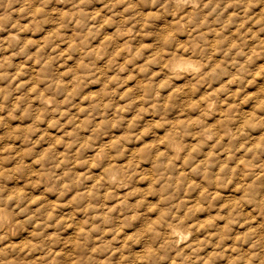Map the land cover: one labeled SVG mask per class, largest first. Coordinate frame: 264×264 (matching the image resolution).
I'll use <instances>...</instances> for the list:
<instances>
[{"label": "rangeland", "instance_id": "rangeland-1", "mask_svg": "<svg viewBox=\"0 0 264 264\" xmlns=\"http://www.w3.org/2000/svg\"><path fill=\"white\" fill-rule=\"evenodd\" d=\"M245 1L0 0V264H264Z\"/></svg>", "mask_w": 264, "mask_h": 264}, {"label": "bare ground", "instance_id": "bare-ground-1", "mask_svg": "<svg viewBox=\"0 0 264 264\" xmlns=\"http://www.w3.org/2000/svg\"><path fill=\"white\" fill-rule=\"evenodd\" d=\"M234 2V1H233ZM235 3H238V2H235ZM244 8H245V11L247 12V11H250V13L252 14V15H254L253 16V18H254V20H253V22H251L252 23V25L254 26L256 23H258L260 20H262V12H264V0H246L245 1V6H244ZM238 12V11H237ZM233 14V13H232ZM238 14V13H237ZM247 18V17H246ZM235 19V18H234ZM238 19V18H237ZM242 19V18H241ZM239 20V19H238ZM244 21H245V19H244ZM236 22V21H235ZM241 22H243V21H241ZM250 22V21H249ZM236 24H239V22H237ZM243 24V23H242ZM244 24H246V23H244ZM225 26V25H224ZM231 26V25H230ZM241 26V25H240ZM239 26V27H240ZM261 26V25H260ZM238 27V26H237ZM236 27V29H238ZM256 28V27H255ZM250 29H252V28H250ZM257 29V28H256ZM261 29H264V28H261ZM240 30V29H239ZM255 30V29H254ZM254 30H252V31H254ZM238 31V30H237ZM243 31H245V30H243ZM242 32V31H241ZM232 33V32H231ZM237 34V33H236ZM243 33H241L240 35H242ZM244 34H248V32L247 33H244ZM251 34V33H250ZM253 39H255V42H253L254 43V45H253V43H251L250 41H247L248 43H247V45H250L249 43H251L253 46V51L255 52V54H256V51H261V50H263V47H264V37H261V36H259L258 35V32L257 31H255V32H253L252 33V35H250ZM243 38V37H242ZM249 37H247L246 39H248ZM241 40H244V39H241ZM250 40V39H249ZM242 42V41H241ZM231 43V42H230ZM232 44V43H231ZM242 44V43H241ZM250 48H251V46H250ZM248 49V48H247ZM248 52H250L249 50H248ZM247 52V53H248ZM251 53V52H250ZM260 53V52H259ZM264 55V54H263ZM256 57V56H255ZM259 57V56H258ZM249 58V57H248ZM257 58V57H256ZM256 58H254V60H256ZM262 58L264 59V57L262 56ZM249 59H251V58H249ZM261 58H257V61L256 62H258L259 60H260ZM252 60H253V58H252ZM263 63V62H262ZM263 65V64H262ZM192 67L193 69H196V66L194 65V64H190V63H188V62H178V63H175L173 66H172V69L173 70H175L176 68H179V69H184V70H187L188 69V67ZM238 67V66H237ZM240 67H242V69L244 68V66H240ZM253 67V66H252ZM247 68H249V67H246L245 69H247ZM248 70V69H247ZM246 72V71H245ZM183 74V73H182ZM175 75V74H174ZM262 90H264V89H262ZM262 92V91H261ZM209 105H210V103H209ZM206 107H207V105H206ZM205 107V108H206ZM207 109V108H206ZM207 111V110H206ZM208 115H210V114H208ZM245 124V123H244ZM240 126V125H239ZM128 141V140H127ZM168 141V140H167ZM215 141V140H214ZM216 141H217V139H216ZM165 143V142H164ZM207 144H208V142H206ZM168 144V143H167ZM209 145V144H208ZM171 146H172V144H171ZM144 147V146H143ZM143 147H141V148H143ZM163 147V146H162ZM137 148V151H138V147H136ZM147 149H149V150H152L151 148H147ZM132 150V149H131ZM140 150V149H139ZM155 150V149H154ZM166 150V149H165ZM137 151H135V152H137ZM148 151V150H147ZM153 151V150H152ZM157 151H159V150H157ZM131 152H133V151H131ZM139 152V151H138ZM141 152H143V151H141ZM149 152V151H148ZM210 152V151H209ZM154 153V152H153ZM143 154V153H142ZM145 154V153H144ZM143 154V156H145ZM155 154H157V153H155ZM154 154V156L156 157V155ZM160 154V153H159ZM140 155H141V153H140ZM184 155V154H183ZM205 155V154H204ZM142 156V155H141ZM146 156H148L149 157V155L147 154ZM188 156V155H187ZM173 157H175V156H173ZM161 158V157H160ZM187 157H185V159H186ZM190 158V157H189ZM226 158V157H225ZM146 159H147V157H146ZM149 159H151L150 157H149ZM149 159H148V162H149ZM162 159V158H161ZM180 159H183V161L185 160L184 159V157L182 156V158H180ZM142 160H144V159H142ZM155 160V159H154ZM163 160V159H162ZM151 161V160H150ZM153 161V160H152ZM156 161V160H155ZM155 161H153L154 163H157V162H155ZM157 161H159V160H157ZM164 161V160H163ZM162 161V162H163ZM172 162V161H171ZM170 162V163H171ZM160 163V162H159ZM166 163V162H165ZM164 163V164H165ZM174 163V162H173ZM169 164V163H168ZM160 165H162V163H160ZM166 165H167V163H166ZM171 165V164H170ZM174 165H176V164H174ZM242 165H243V163H242ZM178 166V165H177ZM166 168H167V166H165ZM164 167V168H165ZM175 167V166H174ZM240 167V166H239ZM251 167V166H250ZM161 168V167H160ZM163 168V169H164ZM184 168V167H183ZM162 169V168H161ZM175 169H176V167H175ZM167 170H168V168H167ZM171 172V171H170ZM180 171H178V173H179ZM106 173V172H105ZM160 173V172H159ZM4 174V173H3ZM154 174V173H153ZM157 174V173H156ZM165 174H167V173H165ZM182 174V173H181ZM181 174H179V175H181ZM6 175V174H5ZM103 175V174H102ZM122 174H120V176H121ZM125 175H128V174H125ZM171 175V174H170ZM169 175V176H170ZM173 175V174H172ZM175 175L176 176H179V175H177L176 173H175ZM8 176V175H7ZM118 175H116V173H111V172H108L107 173V179L108 180H114L116 177H117ZM129 176H131V175H129ZM103 177H105L104 175H103ZM150 177V176H149ZM154 177V176H153ZM164 177V176H163ZM162 177V178H163ZM151 178V177H150ZM156 178H158V177H156ZM159 178H161V176L159 175ZM158 178V179H159ZM166 178V177H165ZM168 178V177H167ZM165 179V180H168V179ZM78 179V178H77ZM119 179V178H118ZM120 179L122 180L123 179V176H121L120 177ZM154 180H155V177L153 178ZM158 179H156L155 181H157ZM164 179V178H163ZM101 180H102V178H101ZM103 180H105V178H103ZM126 180H128V179H126ZM130 180V179H129ZM132 180H134V178H132L130 181H129V183L132 181ZM138 180V179H137ZM150 180V179H149ZM105 181H107V180H105ZM105 181H104V184H107V183H105ZM152 181V180H151ZM178 181H180V180H178ZM184 181V180H183ZM93 182V181H92ZM125 182V181H124ZM167 182H169V181H167ZM100 183H102V182H100ZM128 183V182H127ZM176 183H178V182H176ZM181 182H179V184H180ZM93 184V183H92ZM103 184V183H102ZM117 184V183H116ZM140 184V183H139ZM136 185V184H135ZM163 185V184H162ZM103 186V185H102ZM101 186V188H103V190H104V187H102ZM116 186V185H115ZM114 186V187H115ZM119 186H122V185H119ZM90 187V186H89ZM91 187H93V186H91ZM95 187H97V185L95 186ZM155 187V186H154ZM164 187V186H163ZM251 187H252V185H251ZM105 188H106V186H105ZM112 188V187H111ZM134 188H135V186H134ZM119 189V188H118ZM117 189V190H118ZM140 189V188H139ZM252 189V188H251ZM89 190H91V188H89ZM88 190V191H89ZM93 190V189H92ZM98 190H99V188H98ZM98 190H96V192L98 191ZM106 190H109V187H108V189H106ZM105 190V191H106ZM111 190V189H110ZM109 190V191H110ZM135 190H137V189H135ZM87 191V192H88ZM101 191V190H100ZM99 191V192H100ZM0 192H2V190L0 191ZM86 192V191H85ZM86 192V193H87ZM95 192V193H96ZM114 192H116V190L114 189V191H113V193ZM85 193V194H86ZM89 193V192H88ZM92 193H94V192H90L89 193V195L90 194H92ZM110 193V192H109ZM118 193V192H117ZM116 193V194H117ZM96 194H98V193H96ZM106 194V193H105ZM118 194H120V193H118ZM117 194V195H118ZM93 195V197H94V194H92ZM103 195V194H102ZM107 195H109V194H107ZM91 196V195H90ZM96 197H97V195H96ZM110 197V196H109ZM108 197V198H109ZM140 197V196H139ZM142 197V196H141ZM99 198V197H98ZM98 198H97V200H98ZM89 200H90V198H89ZM96 200V199H95ZM108 200V199H107ZM99 201V200H98ZM88 202V201H87ZM109 202V201H108ZM120 202V201H119ZM119 202H117V204L116 205H118V207L117 208H120L119 206ZM103 203V202H102ZM101 203V204H102ZM100 204V205H101ZM103 204H106V203H103ZM91 205V204H90ZM112 205H114V204H112ZM261 205V204H260ZM263 205V204H262ZM107 206H109V205H107ZM115 206V205H114ZM264 206V205H263ZM100 207V206H99ZM99 207H97V209H99ZM103 208V207H102ZM102 208H100L101 210H102ZM106 209H107V207H105ZM117 208L116 207H114V209H116L115 211H117ZM263 208V207H262ZM95 209V208H94ZM93 209V210H94ZM113 209V210H114ZM260 209V208H259ZM105 210V209H104ZM121 210V209H120ZM96 211V210H95ZM94 211V212H95ZM99 211V210H98ZM103 211V210H102ZM110 211H111V208H110ZM93 212V213H94ZM107 212H109L108 211V209H107ZM97 213V212H96ZM103 213H105V212H103ZM102 212L100 213V214H103ZM98 214L99 213H97L96 214V216H98ZM108 214V213H107ZM8 215V214H7ZM105 215V214H104ZM103 215V216H104ZM102 216V217H103ZM105 217V216H104ZM107 217H108V215H107ZM91 218V217H90ZM109 218H111V217H109ZM94 219H96V218H94ZM101 219V218H100ZM104 227V226H103ZM168 227V226H167ZM82 230V229H81ZM167 230H168V228H167ZM85 231V230H84ZM81 232H83V231H81ZM109 232V231H108ZM170 233V232H169ZM169 233H167L168 235H170ZM171 233H172V235H173V237H180L181 239L183 238V236H184V233L182 232V231H180L178 228H176V227H172L171 228ZM104 234H105V231H104ZM85 235H87V234H85ZM85 235L83 234L82 236L84 237L83 239H85ZM105 236V235H104ZM87 237H91V234H90V236H88L87 235ZM106 239V238H105ZM170 239H172V238H170ZM175 239V238H174ZM198 239V238H197ZM177 240V239H176ZM178 240H179V238H178ZM178 240L176 241V242H178ZM91 242H93V241H91ZM194 242V241H193ZM193 242L190 244V245H188V248L190 249V251H191V249H196L197 247H196V245L195 246H193L194 244H193ZM193 244V245H192ZM93 245V244H92ZM95 246V245H94ZM173 246V245H172ZM185 247H187V246H185ZM196 247V248H195ZM98 248V247H97ZM182 249H184V248H182ZM187 249V248H186ZM185 250V249H184ZM182 251V250H181ZM189 252V251H188ZM181 253H183V252H181ZM181 253H178V254H181ZM96 254H99V252H97ZM193 254V253H192ZM144 255V254H143ZM189 255V254H188ZM196 255V254H195ZM191 256V255H190ZM185 257H187V256H185ZM192 257H193V255H192ZM197 257V256H196ZM191 258V257H190ZM198 258V257H197ZM197 258H195V259H197ZM155 264V263H154ZM172 264H174V263H172Z\"/></svg>", "mask_w": 264, "mask_h": 264}]
</instances>
